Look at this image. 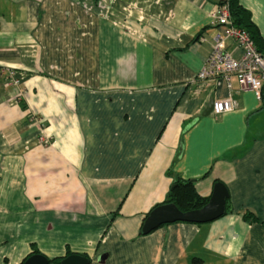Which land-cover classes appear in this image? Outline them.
Returning <instances> with one entry per match:
<instances>
[{"label":"crops","instance_id":"obj_1","mask_svg":"<svg viewBox=\"0 0 264 264\" xmlns=\"http://www.w3.org/2000/svg\"><path fill=\"white\" fill-rule=\"evenodd\" d=\"M218 2L0 0V264H264V86L195 81ZM238 2L264 38V0ZM173 174L227 211L141 234Z\"/></svg>","mask_w":264,"mask_h":264},{"label":"built area","instance_id":"obj_2","mask_svg":"<svg viewBox=\"0 0 264 264\" xmlns=\"http://www.w3.org/2000/svg\"><path fill=\"white\" fill-rule=\"evenodd\" d=\"M226 0H219L212 11L213 22L221 27L213 37V47L195 81L202 83L206 79L223 77L228 81L235 77L243 90L252 91L257 98L260 97L264 86V54L257 51L253 40L247 31L232 25ZM231 39L240 50L238 57L226 51V40ZM11 83L18 84L9 72ZM234 99L231 94L225 98L213 101L211 112L219 115L232 110Z\"/></svg>","mask_w":264,"mask_h":264},{"label":"water","instance_id":"obj_3","mask_svg":"<svg viewBox=\"0 0 264 264\" xmlns=\"http://www.w3.org/2000/svg\"><path fill=\"white\" fill-rule=\"evenodd\" d=\"M213 105L210 99L202 115L208 114ZM228 192L224 184L215 182L208 201L200 208L180 211L173 203L159 204L153 207L143 219L140 233L147 234L158 226L175 221L205 223L220 217L225 212V201ZM88 258L70 254L61 260V264H88ZM22 264H49L48 258L42 254L28 256Z\"/></svg>","mask_w":264,"mask_h":264},{"label":"trees","instance_id":"obj_4","mask_svg":"<svg viewBox=\"0 0 264 264\" xmlns=\"http://www.w3.org/2000/svg\"><path fill=\"white\" fill-rule=\"evenodd\" d=\"M225 2L228 6L232 25L247 31L250 38L253 40L257 51L264 54V38L259 34L258 29L251 21L250 13L239 4L238 0H226ZM208 198L209 197H204L197 193L194 187V180L183 179L178 174H173L166 197L159 204L173 203L180 211H188L202 207L208 201ZM228 206L227 196L225 201V212L227 211ZM244 217L250 219L248 214L244 215ZM37 253H39L38 250L32 248V251L23 258L20 264H22L28 256ZM64 257L65 256L48 258V262L61 264V260ZM192 263L201 264V261L200 259L192 258Z\"/></svg>","mask_w":264,"mask_h":264}]
</instances>
